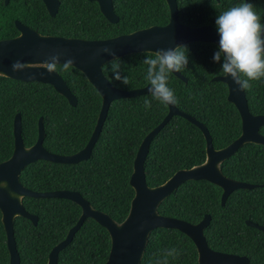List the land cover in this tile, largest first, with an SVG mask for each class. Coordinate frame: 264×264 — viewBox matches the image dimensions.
I'll return each instance as SVG.
<instances>
[{
    "label": "trees",
    "instance_id": "trees-1",
    "mask_svg": "<svg viewBox=\"0 0 264 264\" xmlns=\"http://www.w3.org/2000/svg\"><path fill=\"white\" fill-rule=\"evenodd\" d=\"M59 12L51 17L42 0H0V40L19 34L15 22L52 35L85 40H102L130 34L170 21L166 0H114L118 23L109 22L99 5L89 0H60ZM179 20L191 27L215 28L219 13L242 0H177ZM264 24V0H249ZM189 63L181 73L187 82L170 74L168 85L174 90L182 111L208 128L216 149L228 146L242 130L237 108L228 101V87L212 79L221 76V64L214 61L218 47L197 42L185 45ZM145 53L120 58L121 71L129 77L123 85L113 77L111 62L103 72L118 89L146 87ZM78 99L73 107L48 84L25 83L0 77V163L14 152L13 124L22 117L23 140L27 147L38 139V124L44 119V147L51 153L75 154L88 144L102 107V98L85 75L72 67L58 71ZM246 90L250 111L264 114V79L252 82ZM139 97L119 99L111 106L102 133L91 157L77 164L37 161L21 173V183L38 192L70 190L79 192L97 210L122 222L129 214L135 191L130 185L134 160L146 135L166 117L168 106L152 100L144 107ZM264 134V127L261 129ZM206 160L203 133L182 117L175 116L152 141L145 163L147 183L156 187L177 171ZM223 173L234 180L261 185L252 190L233 192L222 206V189L207 181H188L159 207V213L197 224L209 214L205 230L210 248L246 256L251 264H264V232L249 227L247 220L264 225V146L246 144L222 165ZM26 210L39 218L38 225L25 218L15 220V238L21 264H47L51 250L63 241L81 216V208L67 199L24 198ZM177 248L181 254L169 257V264H198L193 241L174 229H156L149 237L141 264H157L165 249ZM111 249L108 231L88 218L73 241L60 252L58 264H105ZM6 232L0 212V264H9Z\"/></svg>",
    "mask_w": 264,
    "mask_h": 264
},
{
    "label": "water",
    "instance_id": "water-1",
    "mask_svg": "<svg viewBox=\"0 0 264 264\" xmlns=\"http://www.w3.org/2000/svg\"><path fill=\"white\" fill-rule=\"evenodd\" d=\"M10 1L5 0V4L7 5ZM89 1L99 5L102 14L109 22H119V17L114 10V0ZM42 2L49 15L55 17L60 9V0H42ZM166 2L170 10V21L167 25H155L109 39L85 40L43 35L17 20L15 25L20 35L11 39L0 40V77L25 83L38 82L51 85L57 93L68 100L70 105L75 107L78 104V99L64 78L58 71L49 74L41 66L48 55L61 52L63 55L75 59L76 63L73 68L85 75L102 98L101 111L88 144L84 149L72 155L51 153L44 147L46 131L43 118L39 120L36 143L27 147L23 140L21 114L18 113L15 116L13 124L14 152L8 160L0 163V212L7 237L9 264H21L15 238V220L18 217L25 218L35 226L38 225L39 221L37 215L26 210L23 203L24 198L67 199L77 204L82 210L81 216L68 231L66 238L51 250L47 264H58L60 252L73 241L74 236L88 218L104 227L110 235L111 249L105 264H141L149 237L156 229H174L189 237L196 246L198 264H251L246 256L227 254L210 248L205 230L211 223V215L207 214L202 221L193 224L159 213L161 204L188 181H207L220 187L223 191L222 206L226 204L229 196L236 190H252L261 186L231 179L222 170L223 163L244 145L264 146V134L261 133V129L264 127V114L256 115L250 111L246 91L238 90L231 77L216 76L212 81L222 82L228 87V101L237 108L242 120L240 136L228 146L216 149L206 125L180 110L176 105H168L169 111L166 117L146 135L139 146L130 178V185L134 189L135 195L131 202L129 214L122 222H117L109 214L94 208L79 192L70 190L38 192L25 187L20 181L24 169L37 161L77 164L88 160L102 133L111 104L119 99L149 94L150 85L131 90H122L113 86L103 72L107 63L133 54H142L148 51L156 52L159 49H175L197 42L211 43L219 48L220 37L215 27L210 25L200 27L183 25L179 20L177 0H166ZM105 47L111 48L115 55H107L101 52L100 50ZM16 62L31 67L14 70L13 65ZM63 62L64 58L62 57L61 63ZM173 74L184 82L188 81L182 73ZM175 116L184 118L203 133L206 140V160L192 168L177 171L159 186L150 187L147 183L145 163L152 141ZM246 224L264 232V225L250 220H247Z\"/></svg>",
    "mask_w": 264,
    "mask_h": 264
},
{
    "label": "clouds",
    "instance_id": "clouds-1",
    "mask_svg": "<svg viewBox=\"0 0 264 264\" xmlns=\"http://www.w3.org/2000/svg\"><path fill=\"white\" fill-rule=\"evenodd\" d=\"M219 33V48L214 53V61L221 64V74L231 77L238 90H250L252 82L264 79V24L248 0L219 13L216 18ZM104 54L114 56L111 48L100 50ZM62 57L64 62L61 63ZM119 59L111 62L113 77L123 85L129 84V77L121 71ZM76 63L75 59L56 52L47 56L41 65L49 74L57 71L69 72ZM142 63L147 66L146 77L151 99L145 97L144 107L151 108L152 100L164 106L178 103L174 90L169 87V77L172 73H181L189 63L187 48L179 46L175 49H159L156 52H145ZM31 67L20 62L13 65L14 70ZM181 254L177 248L165 249L162 259L157 264H169V257L176 259Z\"/></svg>",
    "mask_w": 264,
    "mask_h": 264
},
{
    "label": "flooded vegetation",
    "instance_id": "flooded-vegetation-1",
    "mask_svg": "<svg viewBox=\"0 0 264 264\" xmlns=\"http://www.w3.org/2000/svg\"><path fill=\"white\" fill-rule=\"evenodd\" d=\"M217 1H219V0H217ZM248 2H249V0H248ZM178 3V2H177ZM46 7V6H45ZM24 25H26V24H24ZM184 25V24H183ZM29 27V26H28ZM31 28V27H30ZM33 29V28H32ZM217 29V28H216ZM35 30V29H34ZM37 31V30H36ZM19 32V31H18ZM40 33V32H39ZM20 35V33L17 35V36H19ZM17 36H15V37H17ZM14 37V38H15ZM227 254H231V253H227ZM233 255H235V254H233ZM238 256H240V255H238ZM248 258V257H247ZM250 260V259H249ZM251 262V261H250Z\"/></svg>",
    "mask_w": 264,
    "mask_h": 264
}]
</instances>
